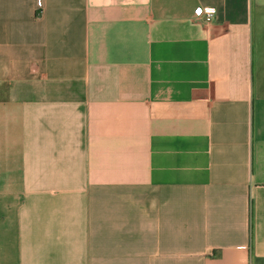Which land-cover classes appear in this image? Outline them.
<instances>
[{"label":"crops","instance_id":"obj_1","mask_svg":"<svg viewBox=\"0 0 264 264\" xmlns=\"http://www.w3.org/2000/svg\"><path fill=\"white\" fill-rule=\"evenodd\" d=\"M0 264H264V0H0Z\"/></svg>","mask_w":264,"mask_h":264},{"label":"built area","instance_id":"obj_2","mask_svg":"<svg viewBox=\"0 0 264 264\" xmlns=\"http://www.w3.org/2000/svg\"><path fill=\"white\" fill-rule=\"evenodd\" d=\"M197 16L203 18L206 22H210L216 12L214 5H200L195 9Z\"/></svg>","mask_w":264,"mask_h":264}]
</instances>
